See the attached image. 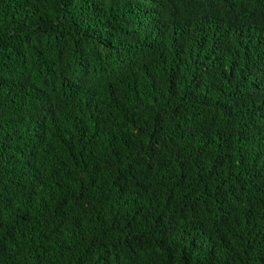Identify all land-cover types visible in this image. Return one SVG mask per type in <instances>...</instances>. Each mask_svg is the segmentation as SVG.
I'll use <instances>...</instances> for the list:
<instances>
[{"label": "trees", "instance_id": "trees-1", "mask_svg": "<svg viewBox=\"0 0 264 264\" xmlns=\"http://www.w3.org/2000/svg\"><path fill=\"white\" fill-rule=\"evenodd\" d=\"M0 264H264V0H0Z\"/></svg>", "mask_w": 264, "mask_h": 264}]
</instances>
